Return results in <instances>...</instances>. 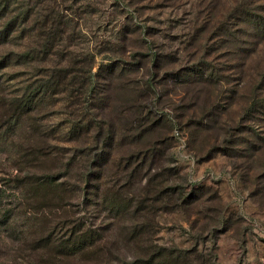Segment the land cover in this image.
<instances>
[{"label": "rangeland", "instance_id": "obj_1", "mask_svg": "<svg viewBox=\"0 0 264 264\" xmlns=\"http://www.w3.org/2000/svg\"><path fill=\"white\" fill-rule=\"evenodd\" d=\"M256 1L22 0L35 11L36 61L13 57L1 81L10 91L49 85L58 166L77 151L64 138L104 148L109 139L97 144L93 132L114 130L112 182L101 178L97 204L78 208L114 262L133 257L126 231L139 213L140 225L154 221L151 250L193 251L198 264H264V36L243 22L264 14ZM17 41L0 47V60L22 50ZM16 153L0 146V177L17 174ZM108 188L121 192L119 217L102 204ZM0 227V264L47 263L33 235L24 245Z\"/></svg>", "mask_w": 264, "mask_h": 264}, {"label": "trees", "instance_id": "obj_2", "mask_svg": "<svg viewBox=\"0 0 264 264\" xmlns=\"http://www.w3.org/2000/svg\"><path fill=\"white\" fill-rule=\"evenodd\" d=\"M21 2L0 0V47L11 42L15 44L18 39L24 40L22 50L0 60L2 69L7 68L13 57L29 63L36 61V34L32 21L35 11ZM256 2H260L258 8L264 12V0ZM253 14L247 13L243 22L247 26L253 23L256 32L264 36V14ZM258 16H262V20H258ZM8 82L1 81L0 77V146L17 151L13 158L18 171L13 178L0 177V226H5V232H9L5 234L7 238L14 236L29 245L28 238L33 235L39 245L33 252L41 262L46 255V264H198L199 258L193 256V251L152 244V250L149 249L148 242L155 232L154 221L152 223L151 219L148 225H140L138 218L143 214L139 213L132 216L128 232L125 230L129 239L127 244L135 248L133 257L114 262L112 253L103 249L108 246L102 244L103 233L78 211V208L88 210L90 205L97 204L101 178L108 177V182H112L116 172L112 160L114 130L93 132L97 144L103 138L109 139L110 144L104 148L81 149V141L75 135V140L60 139L74 143L77 151L75 157L71 156V163L58 166L54 161L58 160L60 151H55L52 146L53 139L47 126L49 113L44 109L49 104V85L35 86L36 82H33L10 91L13 85L8 86ZM168 190L163 188L155 196L148 194L147 200L161 199ZM120 193L108 188L102 195V204H110L116 212L114 217H119L122 212L123 207L117 203ZM123 200L125 215H128V200L125 197ZM20 219L24 230L20 229ZM41 248L47 251H40Z\"/></svg>", "mask_w": 264, "mask_h": 264}, {"label": "built area", "instance_id": "obj_3", "mask_svg": "<svg viewBox=\"0 0 264 264\" xmlns=\"http://www.w3.org/2000/svg\"><path fill=\"white\" fill-rule=\"evenodd\" d=\"M263 263H264V257H263Z\"/></svg>", "mask_w": 264, "mask_h": 264}]
</instances>
